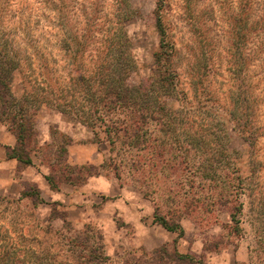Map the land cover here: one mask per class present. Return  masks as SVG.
<instances>
[{"label": "rangeland", "instance_id": "rangeland-1", "mask_svg": "<svg viewBox=\"0 0 264 264\" xmlns=\"http://www.w3.org/2000/svg\"><path fill=\"white\" fill-rule=\"evenodd\" d=\"M156 1L0 0V53L10 55L20 70L14 73L13 90L20 94L26 88L43 101V87L49 88L45 62L51 80L69 94L72 45L81 43L79 59L89 73L110 38L128 39L130 80L145 79L155 71L153 53L160 49ZM188 1L164 0L161 9L174 46L170 67L189 104L204 91L215 97L230 122L189 114L184 133L196 147L183 145L184 153L171 149L168 140V153L157 154L151 164L144 150L138 173L124 167L122 182L109 169L97 168L108 183L104 192L95 175L77 183L65 182L61 175L65 163H101L105 145L93 142L90 128L72 116L33 103L36 132L30 147L35 165H0V250L10 248L11 263L61 260L65 238L53 231L69 236L86 227L101 235L108 264H196L191 258L200 264H264V0L252 2L251 26L239 51L232 23L239 0ZM234 58H239L237 69L231 67ZM239 93L254 102L249 104L257 131L252 145L230 115L239 111L234 98ZM168 102L185 109L179 97ZM5 130L15 139L2 122L0 139ZM43 173H50L58 187L49 184L46 189ZM69 186L71 196L55 194ZM34 188L39 191L35 206L31 196L19 199L21 191ZM176 205L180 236L154 220L156 214L169 218ZM234 207L237 222L231 218ZM184 255L189 261L184 262Z\"/></svg>", "mask_w": 264, "mask_h": 264}, {"label": "trees", "instance_id": "trees-1", "mask_svg": "<svg viewBox=\"0 0 264 264\" xmlns=\"http://www.w3.org/2000/svg\"><path fill=\"white\" fill-rule=\"evenodd\" d=\"M252 2L253 0H239L237 12L232 17L236 39L235 51H239V45L242 44L251 26L249 11L252 8ZM163 5L164 0H157L153 11L160 46V49L153 53L155 71L153 70L145 79L137 83L131 81L129 77L132 60L126 53L127 38L124 39V42L115 38L107 39L103 56L98 58L94 69L89 73L83 72L84 63L79 59L81 43L75 42L73 47H70L71 54H73L71 65L73 86L68 91L69 94L67 91L62 92L58 84L51 80L52 77L47 69L48 65L43 62V76L49 85V88L43 87V101L38 99L36 101L35 98H32V91L28 92L26 88H23L20 94L13 90L14 73L20 70L15 67L14 59L10 55L0 53V122L6 124L16 139L13 146H7L6 158H14L21 167L32 163L30 143L36 132L34 121L36 106L41 104L52 106L55 111L70 115L76 121L85 124L92 132V141L104 144L107 148V156L98 165L94 163H65V170L62 171L61 177L65 182L73 183L84 182L88 177L102 174L97 171V168L100 167L109 169L111 174L121 181V170L124 167H128L133 174L138 173L142 165L140 152L147 151V161L150 164L157 154L162 156L167 154L168 151L165 147L168 145V140L171 144L169 147L174 150L187 152L183 145L196 147L197 143H193L190 137L184 133L188 130L185 119L189 114L204 115L213 119L220 116L223 121L225 120L224 124L230 122L213 102L215 97L204 95V91H200L194 103L189 104L185 93L177 86V73L169 63L174 46L168 37L166 25L162 19ZM238 42L241 43L238 44ZM238 60L239 58L236 60L234 58L231 63L232 68H238ZM242 80L244 81V79ZM243 85L240 82V87L244 88L245 85ZM28 95L30 99L27 98ZM178 97L182 103L181 106L185 107L184 110L172 108L168 102ZM234 98L239 101L240 108L237 109L239 111H236V117L231 113L230 115L241 134L252 145L257 139V131L253 125L254 113L252 110L250 112L249 104L254 102L245 95L241 97L240 93ZM210 101H212L211 105L207 106ZM37 102L39 104H33ZM174 144L175 146H172ZM163 158L168 160L167 155ZM45 178L51 187H58L57 181L53 180L50 173L45 175ZM35 189L37 188L32 191H21L19 199L31 196L32 204L35 206L36 203H39V191ZM234 209L235 212L232 213L231 218L237 222L238 207H234ZM178 210L179 207L176 205L169 212L171 215L169 218L163 214H156L154 220L166 230L177 232L180 236L183 230L179 224V214H174ZM38 227L41 228L40 225ZM53 232L65 238L60 246L62 258L57 260L55 257H51L45 264H108V257L101 246V235H92L86 227L69 236L64 235L62 231ZM10 251V248L0 250V264H21L19 261L10 262L8 258L11 255ZM189 258L188 255H184V262ZM191 260L200 264L199 260L195 261L192 258Z\"/></svg>", "mask_w": 264, "mask_h": 264}, {"label": "crops", "instance_id": "crops-1", "mask_svg": "<svg viewBox=\"0 0 264 264\" xmlns=\"http://www.w3.org/2000/svg\"><path fill=\"white\" fill-rule=\"evenodd\" d=\"M4 132H5V139L4 140L0 139V148H1V150H3V153H4V154L2 153L0 155V165L1 166H3V165H8V166L16 165L17 161L14 158H10V159L6 158V150H5L7 148V146H13L15 139H14V137L11 134L8 133L7 130H5ZM31 165H35L34 161H32L30 166ZM38 167H39V165H38ZM42 178H43L44 185H45V187L47 189L49 187V183H48V181L45 178V173H43ZM94 180H95L96 184H99V188H102L104 190V192H105V190L109 189V187H107L108 183L106 182V179H104L102 177V175H99V176L95 175ZM109 186H111V185L109 184ZM71 193H73V189H72L71 186H69V187L58 189V191L55 194H57L59 197L60 196L62 197V195L66 197V196H71L72 195Z\"/></svg>", "mask_w": 264, "mask_h": 264}]
</instances>
